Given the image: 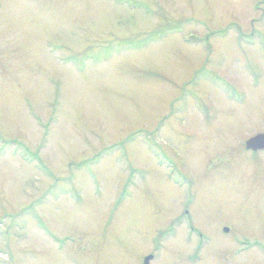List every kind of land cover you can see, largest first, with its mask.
<instances>
[{
	"label": "rangeland",
	"instance_id": "1",
	"mask_svg": "<svg viewBox=\"0 0 264 264\" xmlns=\"http://www.w3.org/2000/svg\"><path fill=\"white\" fill-rule=\"evenodd\" d=\"M263 132L264 0H0V264H264Z\"/></svg>",
	"mask_w": 264,
	"mask_h": 264
},
{
	"label": "water",
	"instance_id": "2",
	"mask_svg": "<svg viewBox=\"0 0 264 264\" xmlns=\"http://www.w3.org/2000/svg\"><path fill=\"white\" fill-rule=\"evenodd\" d=\"M245 147L247 149L251 150H258V149H264V132L254 135L253 137L246 140ZM227 231V229H224ZM149 258H151L150 255L146 256L144 258V264H147L149 261Z\"/></svg>",
	"mask_w": 264,
	"mask_h": 264
}]
</instances>
